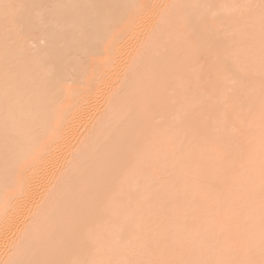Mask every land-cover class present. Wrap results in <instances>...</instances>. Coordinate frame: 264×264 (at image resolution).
I'll return each instance as SVG.
<instances>
[{"label": "bare ground", "instance_id": "1", "mask_svg": "<svg viewBox=\"0 0 264 264\" xmlns=\"http://www.w3.org/2000/svg\"><path fill=\"white\" fill-rule=\"evenodd\" d=\"M0 264H264V0H0Z\"/></svg>", "mask_w": 264, "mask_h": 264}, {"label": "rangeland", "instance_id": "2", "mask_svg": "<svg viewBox=\"0 0 264 264\" xmlns=\"http://www.w3.org/2000/svg\"><path fill=\"white\" fill-rule=\"evenodd\" d=\"M81 130V129H80ZM80 130H78V131H80Z\"/></svg>", "mask_w": 264, "mask_h": 264}]
</instances>
